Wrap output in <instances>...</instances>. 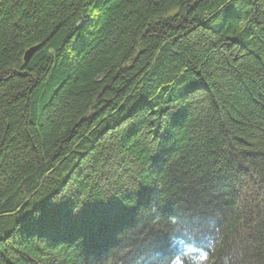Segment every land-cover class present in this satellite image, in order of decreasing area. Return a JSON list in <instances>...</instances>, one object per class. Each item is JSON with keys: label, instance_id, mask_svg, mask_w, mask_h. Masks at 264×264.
Here are the masks:
<instances>
[{"label": "trees", "instance_id": "1", "mask_svg": "<svg viewBox=\"0 0 264 264\" xmlns=\"http://www.w3.org/2000/svg\"><path fill=\"white\" fill-rule=\"evenodd\" d=\"M0 264H264V0H0Z\"/></svg>", "mask_w": 264, "mask_h": 264}, {"label": "water", "instance_id": "2", "mask_svg": "<svg viewBox=\"0 0 264 264\" xmlns=\"http://www.w3.org/2000/svg\"><path fill=\"white\" fill-rule=\"evenodd\" d=\"M37 49V47H33L30 48L29 50H27L24 54V62H27L30 57L32 56V54L34 53V51Z\"/></svg>", "mask_w": 264, "mask_h": 264}]
</instances>
